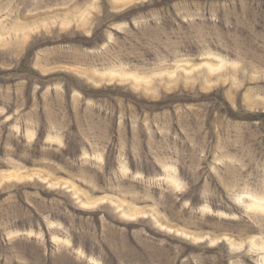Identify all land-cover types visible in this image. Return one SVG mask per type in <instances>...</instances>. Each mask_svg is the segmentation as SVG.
<instances>
[{
    "label": "rangeland",
    "instance_id": "1",
    "mask_svg": "<svg viewBox=\"0 0 264 264\" xmlns=\"http://www.w3.org/2000/svg\"><path fill=\"white\" fill-rule=\"evenodd\" d=\"M0 264H264V0H0Z\"/></svg>",
    "mask_w": 264,
    "mask_h": 264
}]
</instances>
